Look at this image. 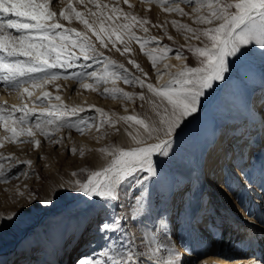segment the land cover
<instances>
[{"label":"snow or ice","instance_id":"snow-or-ice-1","mask_svg":"<svg viewBox=\"0 0 264 264\" xmlns=\"http://www.w3.org/2000/svg\"><path fill=\"white\" fill-rule=\"evenodd\" d=\"M129 9V0H122ZM151 2V0H148ZM166 12L180 16L189 15L180 7L177 0H156ZM192 7V21L197 27L172 21L173 27L185 33L186 41H199L201 46L188 43L185 47L198 61L197 67H189L182 63L175 72H161L157 62L162 60L171 49L160 47L152 52H145L156 72L157 83L153 84L139 76H133L122 64H116L102 52L96 50L86 33L75 28H66L60 21L78 20L88 32H92L100 41V46L106 48L108 43L121 55L129 52L127 43L136 40L140 43L141 51L150 41L141 40L132 31L137 25L147 32L146 19H138L131 12H124L118 3H98L89 0L95 11L89 9L88 14L93 17L91 23L84 15L68 3L67 9L56 12L48 10V0H0V82L5 88L17 91L21 97L27 95L32 98L34 90L39 89L31 106L28 103L12 105L11 108L0 107V127L7 133L2 139L13 144L31 143L39 147L41 141L37 135L44 137L53 144L60 143L54 133L67 127L83 134L86 129L95 128L100 132L104 125L114 126L108 113L95 106H89L98 113L99 120L81 119L75 123L66 118L76 116L86 111L84 107H69L64 104L59 95L53 97L46 90L47 85H54L60 79H72L80 83L83 89L98 91L101 84H107L111 79L122 80L126 85H138L147 89L146 96L140 93H128L113 87H105L102 95L112 99L122 98L133 101L138 98L146 102L155 119H145L133 114L120 117L130 127H137L135 134L129 136L135 145L128 149L112 147L101 148L108 159L106 165L99 170L92 171L86 181L75 180L72 191L82 193L86 198H99L104 216L97 224V233L101 243L87 258H81L77 264H185L176 250L170 246L174 236L169 218L157 213L153 216V201L150 183L161 179L159 161L154 163L153 157H168L173 143V134L181 127V123L193 116L202 105V97L206 90L213 89L214 82L226 80L233 60H240L253 48L264 53V0H181ZM104 19L108 21H126L125 23L104 26ZM99 20V33L93 25ZM75 33V35H73ZM100 33L107 37V43ZM115 37V40L112 37ZM126 38V40H125ZM155 37L151 40L155 41ZM171 39V37H169ZM123 43V51L117 48V43ZM155 53V54H154ZM178 60L185 59L181 50L176 51ZM82 61V62H81ZM102 63L100 73L93 68V63ZM137 71L144 77L147 73L140 69L135 61L129 60ZM168 66L165 65V68ZM76 69H80L77 71ZM69 70H73L69 72ZM164 75L168 79L160 83ZM91 81V82H88ZM58 88L59 86L56 85ZM55 99L59 103H52ZM47 101V103H46ZM264 109V98L259 101ZM143 106V105H141ZM264 123V111L257 112ZM19 113L20 115H16ZM34 117V121L30 118ZM24 139L21 140L20 138ZM30 138V139H29ZM152 141V142H149ZM0 141V147H2ZM75 154L76 149L73 148ZM83 155V152H81ZM11 156L0 155V182H6L7 174L16 166L10 162ZM30 160L16 161V164L31 165ZM25 175L26 173H21ZM73 176L77 174L72 173ZM130 193L133 200L129 202L131 216L116 215L117 206L124 207L120 202V193ZM50 204L51 200L43 201ZM111 209V211H110ZM16 213L0 217V228L4 222H11ZM250 215V214H249ZM143 226L144 234L140 244L136 237L130 236L123 227L126 220ZM166 253V255H165ZM206 264V262H205ZM255 264V262H249Z\"/></svg>","mask_w":264,"mask_h":264},{"label":"rangeland","instance_id":"rangeland-1","mask_svg":"<svg viewBox=\"0 0 264 264\" xmlns=\"http://www.w3.org/2000/svg\"><path fill=\"white\" fill-rule=\"evenodd\" d=\"M55 1L57 0L48 1V7H55L62 4L65 6H63L64 8H67L68 3H72L73 7L76 8L77 11H80L82 14H84V18L87 19L89 23H91L94 19L88 14V11L89 9L93 11L96 9L94 8L93 4L89 2V4L86 2H80L78 5L73 1H66L67 3H63V0H60V3H58L59 0L57 2ZM96 2L109 3L110 7L112 3H118L124 12H131L138 19H146L148 21V24L145 25V27L148 29L147 32H144L143 29H141L138 25L134 27L132 31L141 40L147 38L150 42L145 45L144 50L141 51L140 43H138L136 40H132L127 43L130 51L124 53V55H121V53L116 51L115 48H112L110 43H108L106 48L101 47L100 41L97 40L96 36L93 35L92 32H88L83 24L76 25L75 27L77 31L86 33L88 35L90 41L95 44L96 50L98 52H102L104 57L110 58L116 64L124 65L128 72L133 76H139L142 79H146L148 82L156 84V72L152 68L151 62L144 53L152 52L154 49H156L158 53L159 48L163 46H168L171 51L162 60L157 62V68L164 62V60L169 58L171 59L178 49L182 51L183 57L185 59H171L172 61L169 60L167 62V66L174 65V62L176 61L177 67H169L167 70H164L166 69L165 66L163 68L159 67L161 72H175L181 67L182 63L187 64L189 67L198 66V61L190 52L187 51L185 46L188 43L201 46L200 42L186 41L185 33L182 30L173 27L171 23L175 20L181 24L197 27V25L193 23L191 17L192 7L195 6L194 4H186L181 2V0H177V3H179L180 7L184 9V12L189 13V15L180 16L176 13L166 12L163 6L160 3H157L156 0H151V2H148V0H129V3L132 5L131 9H129L127 5H124L122 0H96ZM125 22L126 21H123L122 19L119 21H108L104 19V26L105 28H108L110 24L114 26L115 23ZM99 27V20H97V23L93 25V28L98 33ZM73 35H75V33H73ZM100 35L101 38L105 40V43H107L106 35L104 33H100ZM152 37L156 38L155 41L151 40ZM169 37H171V39H169ZM112 39L115 40V37L113 36ZM124 46L125 45L123 43L119 42L116 45V47L120 48L121 51H123ZM254 50L255 49H252L240 60H236L232 66V70L230 71V75L241 84L237 93L238 95H235L232 98L236 112L235 110L233 111L228 105L223 104L220 99H216L212 105H210L208 108H205L203 112H201V115L198 116L196 112L193 114V116L188 117L186 121L181 123V127L173 134V143L169 149L168 157H159V155H157L154 159V163L159 161L162 175L158 182L150 183L153 201L152 215L155 216L157 213H159L164 216H168L169 218L170 210L172 207H174V209H172L173 217L169 218L170 227L174 232V236L171 241L177 240L176 238L181 232V235H183L182 237L187 238V227L183 222L184 217L177 216L181 212V208H178L179 206L176 205V200L173 199V193L183 189L181 184L182 176L180 175L175 162L180 157H182L184 161H187L191 153V151L189 150V152L187 149L185 138H192V142L194 144L192 159H195V157L200 158V166L205 164L206 161L210 159L212 152L208 154L206 158L207 160L205 162L203 155L205 154L207 147L210 145L209 143L215 135L217 136L218 140H220V138H224L228 135L234 137L239 133L245 132V138L247 136H249L248 140H250V138H254V135L250 130L251 128H242L243 131H240L239 128V125L250 116L255 120L256 124V119H258L260 116L254 112L250 113L249 110L254 109V104L257 102V98H255L257 94H259L261 98H264V96H262L264 93V62L258 63L260 58L258 57L256 50ZM259 56L264 59V53H261ZM129 60L135 61V63L139 65L140 69L148 74L147 77H144L140 71H137V69L129 63ZM94 67L96 68L94 69ZM94 67L87 69V71L96 70L99 74L103 66L99 67V65H95ZM245 67L250 69L251 74L254 75L250 80L253 84H255V88H252L253 85H251L249 81H247L241 74L242 68ZM76 70L79 71L80 69ZM71 71L73 70H69V72ZM167 79L168 77L166 76L164 80L160 81V83L165 82ZM74 83L77 84L76 81H74ZM105 87H116L128 93H140L143 91L146 96L150 95L147 93L146 88L141 89L138 85H126L122 80H115V83H113V81L110 79L107 84H101L98 91L96 92L87 89L86 93L89 92L88 94L93 97L92 100L94 99L96 103L100 105L102 104V107L97 108L104 110L106 113H108L109 117L115 121L114 126L104 125L100 132H97L95 128L86 129L84 131L90 141V144H92L91 147L82 148L78 146V144L68 142L67 137L76 133L77 131L67 127L61 128L59 132L54 133V137L60 139L61 141L58 144H53L49 140L39 135L37 136V139L41 141L39 147H34L31 143L13 144L9 141H7L5 144L2 143L3 147H0V155L13 157L10 162H5L6 167L9 163L15 164L16 166L7 174L6 182H0V217H6L12 215L13 213H16V215L11 222H4L3 227L0 228V264H32L38 259L43 260V264H57L62 260V256H66L67 259H69L68 263L71 264V262L74 260V257L78 253L77 250L83 247L80 244L82 240H85L86 233L82 234L85 230L88 231V236L90 235V241L92 245L91 251L87 254V257L93 253V250L97 247V244L101 243L99 234L97 233V224L104 216V213L101 211L100 204L96 202L99 198H86L83 196V198L80 199V197H82V193L73 192L72 183L75 180L86 181L87 176L90 175L92 171L99 170L106 165L109 158L99 151V149L112 147L128 149L135 147L131 136H129L128 133L132 132L135 134L138 126L130 127L129 123H125L120 119V117L136 114L141 118H145L146 120L149 118L155 119L154 113L146 102H142L138 98L134 99L133 101H127L122 98L112 99L110 96L102 95L103 89ZM55 89L53 92H59L61 98L63 95L65 96L64 98H66L67 95H71L70 91L66 92L62 89V87ZM27 99L29 98L27 97ZM201 99L203 101V97ZM57 102L58 101L55 103ZM108 104H110V106H108ZM65 105L69 106L70 108L75 107L67 102H65ZM82 118L89 121L95 118L96 122L99 120L98 113L95 111H84L83 113H79L76 116L67 117L66 119L69 122L75 123ZM226 125H228V127L226 128L225 133L224 127ZM230 128L232 130H230ZM262 129L264 131V126ZM229 130L235 131L229 132ZM255 133H257L256 130ZM258 134L259 133H257V136ZM121 136L123 138L122 141H120ZM20 139L23 140L24 138L21 137ZM244 142V144H246L248 142L247 139H244ZM241 144L243 145V143ZM238 146L237 150L243 147ZM73 148L76 149L75 154H73L71 151ZM225 148L223 147V149ZM34 151H41L39 152L40 155L43 152L44 157H39V155L36 156ZM81 152H83V155H81ZM205 156L206 154L204 157ZM17 160H30L32 163L30 166H25L23 164H16ZM200 168L198 167V170ZM203 171L200 169V175L202 176ZM248 171H251L253 180L255 182H259L261 187L263 186L260 189L263 193L264 158H260L254 163L251 159L248 163H246L242 169V172L246 173ZM22 172L26 174L22 175ZM74 172L77 174L76 176L72 175ZM243 182V180L240 184L236 181L231 182V185L234 186L233 189L235 190V186L237 188L234 193H238L241 186H246L247 188V185H245ZM168 183L173 188L172 192L169 194H167ZM203 184L205 187H209L205 181ZM188 194L189 192L187 191V195ZM205 194L206 198H209L210 200V195L214 196L215 193L210 186ZM243 195L245 196V194ZM222 196H216V202L215 200L213 201L214 205L215 203L219 202L218 200H221ZM120 198V202L125 206H117L114 209L116 215L123 213L130 217L131 211L128 205L129 202L133 200L132 196L130 193L126 195L124 192H121ZM245 198L246 199L244 202L250 203V195ZM45 200H51V203H43ZM258 201L259 202L257 204H254L253 201L250 203L253 205L252 211L255 207V211L253 213L254 217H256V213L264 215V194H260ZM183 203L185 205L182 204V206H186V208L190 209L192 200L188 196V200H184ZM207 203L205 202L204 204L203 201L201 204L202 208L205 206L206 209ZM225 206V202H223V207ZM213 207L216 209L220 208V206ZM214 208L212 209L214 210ZM229 209L231 211V219L233 221L230 222L231 227H226V232L230 233L231 230L233 232H237L239 234V238H234L232 240L229 233L223 234L222 231H220L218 236L221 239V244L218 243V245H215L217 243L214 242L213 245H210L207 244V242L213 243L212 240H206L204 245L205 247L201 248L197 254L195 253L191 255L190 253L184 255L183 252L179 251V249L175 247L174 249L176 252H178L182 258H185V264H205L203 256L208 253L207 250L211 247L217 246H223L227 248H242L243 252L246 253V256L255 255L254 253H256V249H258L260 250V254L257 256L260 260L258 264H264V217L263 222L257 224L259 226L255 225V223L251 225L249 223L251 220H238V217L233 214L231 206ZM204 212L208 213L207 215L210 213L211 217L213 216V211L210 212L209 210H204ZM234 221L239 222V230H233L235 229L233 224ZM212 225L214 226V224ZM213 226H209V229L211 232H213V236L216 237L215 234L217 231L213 228ZM123 227L127 229L130 236L134 235L136 237V243L140 244V238L144 234L143 226L133 223L129 219L124 221ZM25 231H29L26 239L21 243H15L14 241H16V238ZM227 242L230 244L229 246ZM69 243L71 244L68 246ZM259 244L260 247H258ZM35 253L37 256H34ZM40 263L41 262H38V264ZM206 264L215 263L210 262Z\"/></svg>","mask_w":264,"mask_h":264},{"label":"bare ground","instance_id":"bare-ground-1","mask_svg":"<svg viewBox=\"0 0 264 264\" xmlns=\"http://www.w3.org/2000/svg\"><path fill=\"white\" fill-rule=\"evenodd\" d=\"M48 1H50V0H48ZM52 1H54V0H52ZM57 1H55V2H57ZM66 1H73L74 3H76L78 5L80 2H86V3L89 2V0H63V3H65ZM60 2L61 1L59 0L58 3H60ZM63 6L64 5H62V4L59 6H55V7L50 6V7H48V10L56 12L57 16H59V12L62 9H67V8H64L65 6L64 7ZM60 22L63 23L64 27H66V28L67 27L75 28L76 25H82L78 20H76L74 18L71 21V23H69L68 21H63V20H61ZM253 49H255V48H253ZM256 53L258 54V57L260 58L258 63L264 62V59L259 56V55H261L262 52L256 50ZM171 59H175V60L177 59L176 53L171 57ZM171 59L169 58V59L164 60V62L159 67L163 68L165 65H167V62ZM229 59L233 60V63H232L231 68H230V71H231L232 66L236 60L234 58H229ZM92 63H93V67L95 65H99V67L103 66L102 63H95V62H92ZM169 67L176 68L177 67L176 61L174 62V65H172V66L169 65L164 70H167ZM95 68L96 67H94V69ZM241 74L247 81H249V83L251 85H253L252 88H255V84H253L250 80L254 76L251 74L250 69H248L246 67L242 68ZM166 76L167 75H164L163 78L161 79V81L164 80ZM226 77L227 78L224 81L214 82L213 89L206 90V94L203 97L202 105L198 108V111H197L198 116L201 115V112H203V110L205 108H208L210 105H212V103L216 99H220L223 104L228 105L233 111L235 110V106H234V103L232 101V98L235 95H238L237 93L239 91V87L241 84L239 81H237L234 77H232L230 75V72L226 74ZM88 82H90V81H88ZM56 85H58L59 87H62V89L64 91H66V92L70 91V93H71V95H67L66 98H64L65 97L64 95L62 96L61 99L63 100L64 104H65V102H67V103H69L75 107H84L86 109V111H95L94 108H91L89 106H95V108L102 107V104L100 105V104L96 103L94 101V99L92 100L93 97L90 94H88L89 92L86 93L87 89H83L80 86L79 82H77V84H76V83H74V81H72V79H68V80L60 79V80L55 81L54 85H47L46 86V90L49 91L50 93H52L54 96L55 95L60 96L59 92H53L54 89L57 88ZM59 87H58V89H59ZM39 92H40L39 89L34 90V94H33L32 98L27 99V95L21 97V95L17 91L12 90L11 88H5L3 82H0V107L11 108L12 105H22L26 102L29 104V106H31L32 101L35 100L34 97L36 95H39ZM262 96H264V93ZM255 98H257V102L254 104V109L257 112L264 111V109L260 108V104H259V101L261 99L260 95L257 94L255 96ZM55 102H56V100L53 99L52 103H55ZM46 103H47V101H46ZM108 106H110V104H108ZM103 108H105V107H103ZM235 112H236V110H235ZM16 115L18 116L20 114L17 113ZM194 117H196V116H194ZM30 121H34V117H31ZM263 126H264V123H262V121L260 120V117L258 119H256V124H255V120L253 118H251V116H250L248 119H246L244 122H242L239 125V128H240V131H243L242 128H246V129L251 128L250 130H251L252 134L254 135L253 136L254 139H256L257 141L262 140V142H264V131L262 129ZM227 127H228V125H226L224 127L225 133H226ZM230 130H232V129L230 128ZM230 130H229V132H234L237 129H235L234 131H230ZM255 130L257 133H259L258 136H257V133H255ZM6 135H7V133H5L3 128L0 127V141H2V143H4V144L7 143V140H3L2 138ZM245 135H246V133L242 132V133H239L238 135H235L234 137H232V136L231 137H232L234 143H237V145H239L240 147L243 146L245 148V146L248 144V142L246 143V145L244 144L245 143L244 139H246ZM122 139L123 138L121 136L120 141H122ZM223 139L224 138L222 137L219 140L220 141V147H219L218 152L217 153L212 152L210 159L208 161H206V163H205V165H206L207 162H209V164H211L212 168L213 167L216 168V172H218L216 175L217 176L216 179H212V178L208 177V174L204 173V172H203V176L200 175L201 174L200 169H201V171H203V169H202L203 166H200V164H199L200 158L194 156L195 159H192L194 144L192 142L191 137L185 138V143H186L187 149H188V151L189 150L191 151V153L189 155V159L187 161H184L182 159V157H180L175 162L176 167L178 168L179 173L182 176L181 184L183 186V189L182 190L180 189L176 193H173V199L177 201V204L179 206L178 208H181V212L177 216L178 217H184L183 222H184V225L187 227L186 228L187 229V238H183L182 237L183 235H181L182 234V232H181L177 236V238H176L177 240L171 241L170 246L173 248H175V247L178 248L179 251L183 252L184 255L189 254V253H190V255L195 254V253L197 254L201 250V248L205 247L204 246L205 241L206 240L209 241V237L213 238V241H212L213 243L207 242V244L213 245L214 242L217 243L215 245H218V243L221 244V242H220L221 239L216 234H215L216 237L213 236V232L210 231L208 225L212 224V222L214 220H215V222H224V223H226V221L228 219L233 221L231 219L230 210H226L225 212H222L221 215L217 216V218H215L213 216L211 217L210 213H209V215H207L208 213L204 212V210H203V208H205L204 204L209 199V198L208 199L206 198L205 192L208 191L210 186L212 187V190L214 191L215 194H214V196L210 195V200L208 201L206 207L208 208V210L210 212L213 211L212 215L216 212V208H214L213 206H220V208L221 207L223 208V202H225L226 206H229V208L231 206V210H232L233 214H235L238 217L237 218L238 220H241V221L242 220H247V221L251 220V222H249L251 225L254 223H255V225H257V224H260L261 222H263L264 215H261L260 213H256L257 215H255L256 217H254L253 213L255 211V207H254V210L252 211L253 205L250 204L251 201H253L254 204H257L259 202L258 197L260 198V194H264V192L262 193L260 190L263 186L261 187L259 182H255L253 180V177L251 176V171H248L246 173L242 172V169L244 168L242 166L243 157L245 155V151H244L243 147L238 149V152L236 154V165L235 166L230 165V168H229L230 173H228V170H226V166H225L224 162L221 161V157L225 151V149H223V147L225 148V146L222 144ZM67 141L70 143L73 142V144L74 143L78 144V146H80L82 148L83 147H91V145H92V144H90V141L87 138V135L85 133L81 134V133L76 132L74 134H71L69 137H67ZM241 143H243V145ZM64 145H65V143H64ZM262 145H263V143L261 144V146L257 147L260 154H257V153L252 154L253 163L256 162V160H258L260 158H264V146H262ZM12 147H14V146H12ZM39 152H41V151H39ZM39 152L36 151L35 155L36 156L39 155V157L40 156L44 157V153L42 152V154L40 155ZM213 153L215 154V156ZM157 155H155L153 157V161ZM198 167L199 168L201 167V168L198 170ZM237 167H239V168H237ZM230 169H231V171H230ZM222 170L225 172H223ZM160 173H161V171H160ZM227 173H228V175H227ZM205 175H206V177H205ZM233 176H235V178H233ZM242 180L244 181L243 183L245 185H247L246 190L251 196L250 203L249 202L248 203L242 202L243 194H245L244 190H242V188H243L242 186L239 189L238 193L237 192L234 193L237 188L235 186V190H234L233 189L234 186L231 185V182H233V181H236L240 184ZM204 181L206 184H208L209 187L204 186V184H203ZM167 188H168L167 194L172 192L173 188L170 186L169 183L167 184ZM187 191L189 192L188 195H187ZM233 194L235 195V198L234 197L232 198ZM83 196L84 195L82 194V197H80V199H82ZM188 196L192 200V205H191L190 209L186 208V206H182V204L185 205L183 203V201L188 200ZM216 196H222V197H221V200H218L219 202L215 203V205H214L213 201L215 200V202H216V198H217ZM76 200H79V199H76ZM168 200H169V198H168ZM203 201H204V204H203L204 207L202 208L201 204ZM173 205H174V203H173ZM242 206H244V207H242ZM212 208H214V210ZM172 209H174V207H172ZM172 209L170 210L169 218L173 217V215H172L173 210ZM206 210L207 209H205V211ZM166 217H168V216H166ZM198 219H203L205 222L202 224H198V221H197ZM181 221H182V219H181ZM233 224H234V228H235L233 230L236 231V229L237 230L240 229L239 222L234 221ZM257 226H259V225H257ZM87 232L88 231H86V230L83 231L82 234L86 233L85 234V240H82L81 244H80L83 247H81L79 250H77L78 253L74 257V260L71 262V264H77V261L80 260L81 258H87V254L91 251L92 245H91V241H90V235L88 236L89 233H87ZM28 233H29V231L23 232L20 236H18L16 238V241H14V242L15 243H21L22 241H24L26 239V237L28 236ZM224 233H226V228H225ZM229 234L231 235L232 240L234 238H237V239L239 238L238 237L239 234L237 232H233L231 230V232ZM70 244L71 243H69L68 246ZM227 244H228V242H227ZM229 245L230 244H228V246ZM258 247H260V244L258 245ZM207 252H208V253H206L207 255L205 254L203 256L204 262H206V263L214 262L215 264H249V262L251 261V262H255V264H258L260 261L257 257L260 254V250H258V249H256V253H254L255 255H250V256H246V253L243 252L242 248H233V247L227 248V247H223V246L222 247H219V246L211 247L207 250ZM34 256H37V254L35 253ZM61 259L62 260L57 264H69L68 263L69 259H67L66 256H62ZM38 262H41L40 264H43V260H39V259L32 264H38Z\"/></svg>","mask_w":264,"mask_h":264}]
</instances>
